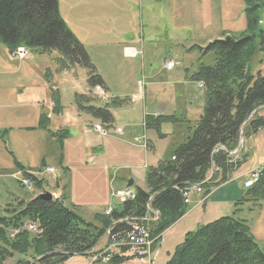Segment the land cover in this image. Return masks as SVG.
<instances>
[{
  "label": "rangeland",
  "instance_id": "obj_1",
  "mask_svg": "<svg viewBox=\"0 0 264 264\" xmlns=\"http://www.w3.org/2000/svg\"><path fill=\"white\" fill-rule=\"evenodd\" d=\"M66 1L65 8H68L72 1ZM245 1L113 0L117 4L116 11L123 7L118 11L117 22L103 27L94 25L91 31L84 33L79 29L77 36L71 31L103 81L105 99L97 97L95 88L88 84V69L77 61L65 60L57 51L39 54L25 50L21 55L14 51L10 57L6 47L0 46V100L6 102L0 104V216L6 215L3 211L16 206L18 200L28 201L49 192L57 198L63 197L66 207L90 222L96 212L105 213L118 203L114 194L127 189L124 186L129 180L133 181L130 187L133 191H149L144 184L147 167L154 168L159 161L171 159L203 114L204 90L192 77L200 65H213V54L204 50L209 43L246 29ZM129 6L133 7L136 17L128 24L120 23V15L125 16V21L132 16ZM259 9L258 19L264 28V4ZM72 26L74 30L79 28ZM167 61L174 62L175 66L166 69ZM63 65H67L66 70L61 68ZM20 90L23 94L26 90L36 93L41 100H46L44 107L42 103L33 106L19 101L25 98L21 97ZM52 93L61 107L59 113H54L53 107L49 111ZM83 96L89 101L79 98ZM88 107L107 108L110 122L106 124L100 116L88 112ZM36 110L46 124L49 122L47 113L52 116L47 128L53 136L40 126V121H34ZM172 115L184 123L144 129L146 117ZM95 125L101 130L96 131ZM117 129H122L121 135L117 134ZM143 136L151 147L148 151L134 142ZM241 139L242 155L248 154L233 177L237 187H242L250 178V169L262 167L264 128ZM59 141L64 143L62 150ZM60 152H64L65 157L59 165ZM46 167L53 168V174L44 172ZM21 168L26 174L38 176L39 188L29 191L21 186ZM202 189L189 195L187 207L191 214L165 230L158 253L153 249L154 242L149 255L143 259L132 258L124 264H165L175 246L182 242L184 230L191 229L196 222L208 224L233 212L234 203H212L208 199L207 210L216 204L219 208L215 215L205 214L204 217L203 206L198 203L205 197V188ZM239 208L242 210L239 217L247 221L254 240L264 249V201L261 208L252 202ZM187 224L191 226L184 227ZM34 225L36 228L31 234L38 232V224ZM97 245H102V238ZM86 259L76 256L71 262L59 264H88L90 261ZM16 263V258L3 262Z\"/></svg>",
  "mask_w": 264,
  "mask_h": 264
},
{
  "label": "trees",
  "instance_id": "obj_2",
  "mask_svg": "<svg viewBox=\"0 0 264 264\" xmlns=\"http://www.w3.org/2000/svg\"><path fill=\"white\" fill-rule=\"evenodd\" d=\"M245 4L246 29L240 35L215 40L204 50L213 54V65H200L192 77L204 90L203 114L171 159L146 169L144 182L149 191L137 189L134 200L115 203L110 215L96 213L90 222L66 207L63 197L43 200L38 194L28 201L18 200L0 216V264L11 258L17 259L16 264H59L76 256L92 257L98 253L94 248L108 227L122 235L118 239L122 241L132 222L149 229L155 249L162 233L188 211L183 202L185 189L200 185L206 195L232 178L246 160L245 154L236 162L232 160L239 140L264 128V119L256 114L264 108V28L258 19L264 2L246 0ZM0 46L10 53L18 48L39 54L57 51L65 60L77 61L88 69L91 88L103 85L82 45L61 19L57 0H0ZM61 68L66 70L67 65ZM55 97V112H59ZM79 98L89 101L84 96ZM87 110L106 124L111 120L107 108ZM167 123L184 122L175 115L146 117L144 129ZM39 124L50 132L42 117ZM23 171L21 168L20 172L28 175ZM31 176L36 190L41 181ZM262 201L264 164L257 181L234 202L233 212L187 232L165 264H264V249L254 240L247 221L239 217V206L252 202L261 208ZM150 211H156L158 218ZM125 219L130 222L116 224ZM26 223L38 224V232L31 234L24 229ZM13 231L16 233L11 236ZM129 260L132 258L112 256L107 264Z\"/></svg>",
  "mask_w": 264,
  "mask_h": 264
},
{
  "label": "crops",
  "instance_id": "obj_3",
  "mask_svg": "<svg viewBox=\"0 0 264 264\" xmlns=\"http://www.w3.org/2000/svg\"><path fill=\"white\" fill-rule=\"evenodd\" d=\"M71 1H72V4L70 6H68V8H65V7H67V1L66 0H57V6H58V12H59V15H60L61 19L63 20V22L65 24L68 25V27H69L68 29L70 31H72L76 36H77V34H76L77 32L76 31H78L79 29L82 30L83 33H84V32H87V31H91V29H92V27L94 25L103 27L104 25L109 26L110 23H112V22H117L116 18H117V15H118V11H120L123 8V7H121V8H119L118 11H116L115 7L117 6V4L114 3L113 0H102L103 2H100L98 4L95 3V1H91V0H71ZM135 1L137 2V0H135ZM129 8L132 10V16L128 20L125 21V16L124 15H120L119 19H118V21L120 23L128 24L131 20L134 19V17H136V14L133 12V7L129 6ZM135 8L136 7H134V9ZM94 19L96 20L95 23H94ZM141 19H142V17H141ZM67 20H69L70 23H73V24H69V22H67ZM72 25L78 26L79 28L77 30H74V28H72L73 27ZM6 50H7V48H6ZM7 53H8V55L10 57H11V54L14 55V52L10 54V52L8 50H7ZM17 87H19V86H17ZM22 90H25L24 86H23ZM51 90H53V89H51ZM25 92L26 93L23 94V92L21 91V93H20L21 97H25V98L22 99V100H19V101H24V103H29V104L31 103L33 106H34V103L35 104L36 103H42V107H44V104H45L46 100L45 101L41 100L40 96H37L36 93H31L30 91H27V90ZM17 93H18V91L15 92L16 96H17ZM53 95L55 96V94L52 93V95H51V103H50V106H49V108H50L49 111H51V108L53 107L52 108L53 112L54 113H59L60 111L59 112H55V110H57V108L54 105V101H53V98H52V97H54ZM5 103L6 102H3L2 100H0V104L1 105H4ZM36 113H37V118H34V121H36L38 123V121H40V115H38L37 110H36ZM256 114H257L258 117L264 119V108L259 109ZM42 115H43V113L41 114V116ZM47 117L49 118V122H48V124H49L52 116L49 113H47ZM28 128L29 127H26V129H28ZM47 134L53 136L52 132H49ZM58 136H60V135H58ZM62 147L64 149V143L60 142L59 143V149L62 150ZM148 148H151L150 145H149V142H148ZM147 151H145V152H147ZM247 154L248 153H246V155ZM64 157H65L64 156V152H62V153L60 152V157L58 159L59 165L62 163L60 161L64 160ZM263 164H264V162L261 165H263ZM65 168L66 167L63 168L64 175L67 174V168L66 169ZM258 169H260V168H258ZM252 170H255V168L254 169H250L248 172H250ZM234 175H235V173L233 174L232 178L228 182H226L224 184H221L220 186L212 188L210 190V192L208 194H206L203 199L199 200L198 203L202 204V206H203V216L204 217L206 215H208V216L215 215L216 214L215 210H217V208H219V206L216 204L212 208L207 210L206 201L208 199H210V202H212V203H225V202H228V201L234 203L236 200H238L240 198V195L243 194V191L246 190V188L244 187V182H243L242 187L241 186L237 187V185H236V183H235V181L233 179ZM239 188H241V189H239ZM55 197L57 198L56 195H55ZM96 213H103V212L100 211V212H96ZM187 214H188V211L186 212V214L180 220H182L185 216H187ZM189 214H191V212ZM180 220H178L176 222V224ZM202 223H203L202 221L196 222L195 224H193L194 226H192L191 229L184 230L182 232V234H181L182 240H183L184 235L187 232H191V231L195 230L198 226L204 225ZM186 226H191V224H187L184 227H186ZM166 232L164 231L162 233L161 241L158 243L159 245L157 244V246L155 247L157 253H158L157 247L161 246V244L163 242V236H164V234ZM106 243H107V236H104V237H102V245L100 247L98 245H96V247L94 248V251L97 252V251L101 250L102 248L105 247ZM75 258L76 257H73V258L67 260L66 263L71 262ZM84 259L90 261L88 264H105V263H102L101 261L100 262L99 261L93 262L92 261V257H84ZM127 262H130V260L127 261ZM127 262H124V263H127ZM124 263H122V264H124Z\"/></svg>",
  "mask_w": 264,
  "mask_h": 264
},
{
  "label": "built area",
  "instance_id": "obj_4",
  "mask_svg": "<svg viewBox=\"0 0 264 264\" xmlns=\"http://www.w3.org/2000/svg\"><path fill=\"white\" fill-rule=\"evenodd\" d=\"M26 53L23 48H19L16 50L15 54H24ZM175 66V63L172 61H167L165 63L166 69H172ZM199 87L202 88V85L199 84ZM97 97H100L102 99H105V94L103 90L100 87H96L95 89ZM142 95V91L138 95L140 97ZM96 131H100L101 127L96 126L94 127ZM117 134L121 135L122 130L117 129L116 130ZM134 142L141 144L144 149L147 148V141L145 136L142 137V139H134ZM219 149H222L221 147ZM242 149V143L239 141L238 147L234 149L231 153L232 160L234 162L238 161L239 155ZM46 171L47 174H53L54 169L53 168H46L44 172ZM259 175V170H254L251 171L250 173V178L244 182V187L249 188L253 185L254 182L257 181ZM21 185L28 189L31 190L33 187V182L30 177L23 176V178L20 181ZM194 190L197 192H200L201 189L199 186H189L188 189L184 190V204H188V195L191 194ZM115 199L118 201V203H124L126 201H132L135 198V193L130 190V189H123V190H118L115 194ZM112 213V208H109L106 212L105 215H110ZM157 213V212H156ZM24 229L28 230L29 232L32 230H35V225L33 223H26L23 227ZM16 233V232H15ZM15 233H11L15 234ZM107 235H108V245L106 248L98 255L100 257L101 261L108 262L110 257L112 256H117L121 257L123 255L122 248H126L124 252L130 256H134L137 259H143L149 253H151V247L154 243V241L150 237V232L149 230L142 224L137 223V222H132L129 224V230L124 233V238L123 240L119 241L118 239L122 235H117L113 233V229L110 227L107 230Z\"/></svg>",
  "mask_w": 264,
  "mask_h": 264
},
{
  "label": "water",
  "instance_id": "obj_5",
  "mask_svg": "<svg viewBox=\"0 0 264 264\" xmlns=\"http://www.w3.org/2000/svg\"><path fill=\"white\" fill-rule=\"evenodd\" d=\"M133 185V181L132 180H129L126 187H131ZM40 197L43 199V200H51L52 199V195L49 193V192H45L43 194L40 195ZM42 258L40 259H37V261L41 260Z\"/></svg>",
  "mask_w": 264,
  "mask_h": 264
}]
</instances>
